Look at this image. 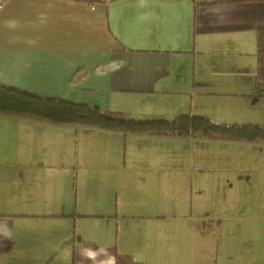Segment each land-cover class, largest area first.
Masks as SVG:
<instances>
[{"label": "crops", "instance_id": "1", "mask_svg": "<svg viewBox=\"0 0 264 264\" xmlns=\"http://www.w3.org/2000/svg\"><path fill=\"white\" fill-rule=\"evenodd\" d=\"M0 3L3 85L117 118L264 126V1ZM235 184L264 192V141L0 115V264H217L210 225Z\"/></svg>", "mask_w": 264, "mask_h": 264}, {"label": "trees", "instance_id": "2", "mask_svg": "<svg viewBox=\"0 0 264 264\" xmlns=\"http://www.w3.org/2000/svg\"><path fill=\"white\" fill-rule=\"evenodd\" d=\"M264 0H220L238 3ZM256 74L264 81V30L256 33ZM0 115H20L56 124L99 126L123 133L198 136L264 141V126L226 124L203 116L179 115L165 119H126L108 116L96 107L75 104L58 98H44L0 83ZM116 264H144L130 256L116 255Z\"/></svg>", "mask_w": 264, "mask_h": 264}, {"label": "rangeland", "instance_id": "3", "mask_svg": "<svg viewBox=\"0 0 264 264\" xmlns=\"http://www.w3.org/2000/svg\"><path fill=\"white\" fill-rule=\"evenodd\" d=\"M230 190L232 202L237 203L230 211L231 217L222 219L224 224L220 231L214 223L210 225L213 237L220 244L213 261L217 264H264V217L250 208L240 212V205L250 206L257 201L264 205V192L244 193L239 191L237 184Z\"/></svg>", "mask_w": 264, "mask_h": 264}, {"label": "built area", "instance_id": "4", "mask_svg": "<svg viewBox=\"0 0 264 264\" xmlns=\"http://www.w3.org/2000/svg\"><path fill=\"white\" fill-rule=\"evenodd\" d=\"M0 7H1V3H0Z\"/></svg>", "mask_w": 264, "mask_h": 264}]
</instances>
